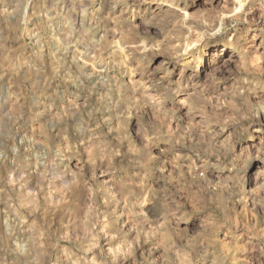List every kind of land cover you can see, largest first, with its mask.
I'll return each mask as SVG.
<instances>
[{
    "label": "rangeland",
    "instance_id": "374dc122",
    "mask_svg": "<svg viewBox=\"0 0 264 264\" xmlns=\"http://www.w3.org/2000/svg\"><path fill=\"white\" fill-rule=\"evenodd\" d=\"M0 264H264V0H0Z\"/></svg>",
    "mask_w": 264,
    "mask_h": 264
},
{
    "label": "bare ground",
    "instance_id": "6f19581e",
    "mask_svg": "<svg viewBox=\"0 0 264 264\" xmlns=\"http://www.w3.org/2000/svg\"><path fill=\"white\" fill-rule=\"evenodd\" d=\"M234 50H236V49H234Z\"/></svg>",
    "mask_w": 264,
    "mask_h": 264
}]
</instances>
